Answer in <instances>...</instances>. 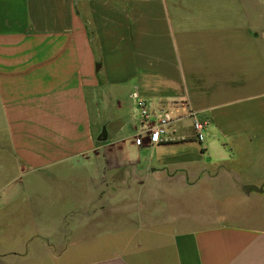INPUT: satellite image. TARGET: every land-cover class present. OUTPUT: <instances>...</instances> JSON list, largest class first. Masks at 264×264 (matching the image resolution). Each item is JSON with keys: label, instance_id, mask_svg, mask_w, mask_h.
Instances as JSON below:
<instances>
[{"label": "crops", "instance_id": "0c3cea01", "mask_svg": "<svg viewBox=\"0 0 264 264\" xmlns=\"http://www.w3.org/2000/svg\"><path fill=\"white\" fill-rule=\"evenodd\" d=\"M162 190L259 212L189 229ZM0 264H264V0H0Z\"/></svg>", "mask_w": 264, "mask_h": 264}, {"label": "rangeland", "instance_id": "374dc122", "mask_svg": "<svg viewBox=\"0 0 264 264\" xmlns=\"http://www.w3.org/2000/svg\"><path fill=\"white\" fill-rule=\"evenodd\" d=\"M199 60H202V54L199 53L197 56ZM36 183L37 181L39 182V179H35ZM40 187L44 186L42 183H39ZM55 186H52L54 188ZM85 187V186H84ZM202 188V187H201ZM200 190V189H199ZM202 190H206V188H202ZM205 192V191H204ZM133 194V193H132ZM190 194V193H189ZM69 196V194H66ZM137 194L134 193V196ZM194 201L192 200V195H187V194H168L164 190H162V193L159 197L158 202L160 205H155L154 208H156L158 217L164 218L168 217L170 214L174 215H182V212L184 214L189 215H184L185 216V222L188 224V228H207L211 226L214 222L218 221H226V222H233L234 221V216L236 209H239L240 211H248L252 213H256L258 210H256L255 205H219V202H225L226 196L225 195H220L218 193H203L200 191V193H195L194 195ZM177 202L179 204H184L188 203V205H166L167 202ZM194 202V205L192 203ZM43 205V204H42ZM60 210L61 212H66L67 215V220L69 221L68 223H71V221H75L74 214L71 212L77 211L79 212V209L75 210L78 205H73L70 200H66L65 203H61ZM188 211V213H186ZM42 213V210L38 211ZM137 210H132V215L134 217H137ZM259 212V211H258ZM83 215V221L87 220L90 221V213H82ZM80 216V215H79ZM194 216V217H193ZM106 217V216H105ZM105 217L99 218L98 223H102L103 227L102 228H97V230H92L90 232L89 230L91 229V226L89 224L84 225L82 227L83 230L87 229V234L85 232V235L83 236V245L85 246L84 249L86 250H94L98 249L101 245H106L105 241H102L100 243H97V240H99L102 236V234L106 233L108 235L109 231L110 234H114V236L117 238L120 236L122 230V227L120 229V225H117L116 222L110 220L105 221ZM102 219V220H101ZM136 220V219H134ZM105 221V222H104ZM133 221V219H132ZM132 229H138L140 226L135 225V226H130ZM75 227L74 226H68V230H70L72 233L74 232ZM92 233V234H91ZM98 235V236H97ZM92 236L94 237V240L92 239ZM102 249V248H101Z\"/></svg>", "mask_w": 264, "mask_h": 264}, {"label": "built area", "instance_id": "2783aa9c", "mask_svg": "<svg viewBox=\"0 0 264 264\" xmlns=\"http://www.w3.org/2000/svg\"><path fill=\"white\" fill-rule=\"evenodd\" d=\"M140 111L141 123L137 134L139 141L147 137L151 144L160 145L167 141V137L171 132H175V120L168 111L163 109L156 111L152 108H148L145 103L140 104ZM192 117H194V115H192ZM194 119V129L197 136L200 137L206 124L199 121L196 117H194Z\"/></svg>", "mask_w": 264, "mask_h": 264}, {"label": "water", "instance_id": "95a60500", "mask_svg": "<svg viewBox=\"0 0 264 264\" xmlns=\"http://www.w3.org/2000/svg\"><path fill=\"white\" fill-rule=\"evenodd\" d=\"M244 190L247 192V193H250L252 190L256 191V192H260L262 193L263 192V187L261 188H258V187H255V186H246L244 188Z\"/></svg>", "mask_w": 264, "mask_h": 264}]
</instances>
